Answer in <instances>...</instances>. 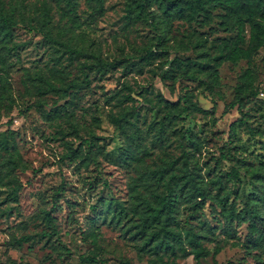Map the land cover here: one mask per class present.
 I'll return each instance as SVG.
<instances>
[{
    "label": "rangeland",
    "instance_id": "rangeland-1",
    "mask_svg": "<svg viewBox=\"0 0 264 264\" xmlns=\"http://www.w3.org/2000/svg\"><path fill=\"white\" fill-rule=\"evenodd\" d=\"M127 1L0 0V14L20 24L9 44L0 43V264H264L263 251L248 247L249 223L231 225L218 202L227 198L228 208L240 210L264 192L258 177L264 174V11L255 0H227L208 4L193 21L152 24L128 18ZM23 19L28 25L46 19L54 36L82 54L23 29ZM160 34L165 55L138 63L149 47L163 50ZM176 56L200 80L173 85L157 75ZM98 58L113 66L87 69L89 86L67 95L51 89L84 82V65ZM241 87L258 93L223 113ZM160 94L187 95L196 107L171 119L178 111ZM126 112L124 129H117L113 120ZM188 130L196 135L186 133L183 144ZM72 149L77 155L68 158ZM172 161L179 174L187 161L205 194L183 198L176 220L185 233L201 236L208 255L200 259L148 253L114 219L136 194L162 193L166 177L159 181L153 173Z\"/></svg>",
    "mask_w": 264,
    "mask_h": 264
},
{
    "label": "trees",
    "instance_id": "trees-1",
    "mask_svg": "<svg viewBox=\"0 0 264 264\" xmlns=\"http://www.w3.org/2000/svg\"><path fill=\"white\" fill-rule=\"evenodd\" d=\"M227 0H128L127 1V17L131 20H152V24H156V19L164 18L165 20L170 19H185L193 21L201 16V13L207 7L208 4L217 5ZM256 8L259 11H264V0H255ZM156 5V8H155ZM258 5V6H257ZM22 28L29 32H40L45 41L59 44L64 47L67 51L75 55H81L80 49L71 47L68 43L58 39L52 33L51 29L48 28L49 22L44 19L39 21L37 25H28L25 19L22 20ZM18 21L11 16L0 14V43L9 44L13 40L14 31L19 27ZM259 32H264V27L259 25ZM157 37V45L160 46V52L154 51L152 47H149L144 54L141 55L138 63L151 64L152 60L157 56L165 55L166 36L160 34ZM5 63V60L1 61ZM184 61L180 60L177 56L172 62V65L165 66L160 64L157 68V75H161L162 79H172L173 85L176 82L191 78L200 80L197 74L191 72L188 68L189 64L184 65ZM176 64L181 71L175 70L173 65ZM113 66V62L109 60H103L98 58L97 61L92 65H84L85 80L82 83L76 81L70 82L67 85L55 87L50 85L51 89L56 93H62L67 95L69 90L75 88L78 85L89 86L91 81L89 79V72L87 69L96 70V72H104L108 67ZM202 81V80H201ZM258 91H251L249 88L241 87L238 90V94L235 99L225 106L223 113H226L229 109L234 108L236 105H242L246 98L257 95ZM132 98L133 96H129ZM160 100L168 107L173 110H177V113H169L168 117L174 119L176 115L191 114L192 110L195 109V104L191 98L187 95H181L178 100H169L162 94L159 95ZM181 103H183L181 107ZM41 104H31L28 107H41ZM218 109V102H215L212 109L214 120L216 119V111ZM129 112H126L122 117L115 118L113 121L116 123L117 129H124V123L127 121ZM184 132L181 136L182 143L188 139L187 134L189 133L194 138L196 134L192 132ZM193 141V140H192ZM77 155L75 149L71 150V155L68 158ZM87 157L92 159L94 162L96 159L88 152ZM176 162H166L159 170L154 172L153 177L156 180L164 182V190L162 193L150 192L149 189L145 190L144 194L138 193L134 196V202L132 201L128 209L121 207L115 214L114 219L117 223L122 224L125 233H132L133 237L138 238L143 244V249L153 255L173 254L177 258H182L187 255L195 254L198 259L208 255V251L202 247L201 236L194 232H186L181 228L179 222L176 224L177 212L179 205L183 198L187 197L192 199L194 197L205 198L202 187L198 184L195 172L191 165L185 161V168L182 173L174 172ZM233 172V170H232ZM234 176H237V172L234 171ZM233 175V174H232ZM152 178V176H147ZM259 178L262 179L264 184V174H259ZM147 179V178H146ZM19 187H15L12 195L15 201L18 200ZM218 202L224 206V210L229 211V222L233 225L234 220L238 222H248L249 227L252 229L253 235L250 238L248 247L251 249H259L264 253V216L261 207L264 206V192L250 196L245 202V206L237 210L234 206L227 207V198L218 196ZM260 203V204H259ZM46 216L51 221V211L47 210ZM138 219V220H137ZM56 233V228H53L51 235ZM27 238H21L19 242L26 240ZM95 262L94 259L86 258ZM264 262V260H263ZM13 264H16L13 262ZM160 264H169L162 262Z\"/></svg>",
    "mask_w": 264,
    "mask_h": 264
}]
</instances>
